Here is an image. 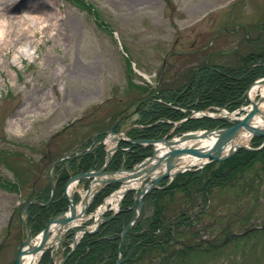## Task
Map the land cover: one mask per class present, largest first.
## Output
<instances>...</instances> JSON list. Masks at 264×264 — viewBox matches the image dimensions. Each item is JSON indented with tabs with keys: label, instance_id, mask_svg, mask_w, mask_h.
Instances as JSON below:
<instances>
[{
	"label": "rangeland",
	"instance_id": "rangeland-1",
	"mask_svg": "<svg viewBox=\"0 0 264 264\" xmlns=\"http://www.w3.org/2000/svg\"><path fill=\"white\" fill-rule=\"evenodd\" d=\"M12 1L9 9L0 11L12 23L8 44L0 49V152H5L0 154V264H14L25 238L20 208L33 189L47 184L54 159L73 149L81 151L85 145L80 144L98 128L111 127L140 104L137 114L123 121L126 141H121L116 153L122 154L121 162L111 167H125L124 156L132 161L142 155L127 166L132 170L151 156L149 146H140L145 143L138 144L140 137L134 134L150 126L139 123L140 112L158 95L163 97L168 89L185 85L187 89L192 72L199 66L236 70L253 54L264 55V0ZM30 11L41 17L59 15L57 26L54 28L49 18L43 27L32 29L25 40L22 29ZM25 41L29 46L22 45ZM263 77L254 78L243 95ZM247 104L242 100L235 110ZM166 105L175 109L171 103ZM176 109L185 114L183 117L200 111L218 113L217 109L235 111L217 106L195 110L190 105ZM218 122L215 128H231L238 123L228 119ZM262 144L263 137L253 138L248 150L240 148L230 156L235 157L232 163L220 166L228 157L177 173L163 199L165 229L159 230L166 233L171 228L173 236L159 243L163 248L152 243L149 258L136 264H168V259L171 264H264V158L253 159L242 168L244 159L236 157L240 151H259ZM88 146L103 153L102 161L95 154V162L84 170L83 157L75 165L69 163L60 169L56 173L59 178L102 166L107 151L91 143ZM9 151L20 155L7 154ZM221 176L230 180L227 185L217 186L215 178ZM181 183L188 191H180L184 188ZM88 185L81 183L80 189ZM114 186H107L110 189L103 199ZM56 196L53 208L31 221L32 229H42L53 214L63 211L64 205L56 209L61 201L57 192ZM102 201L88 210L83 225L86 229L94 224L92 216ZM157 211L158 200L151 199L145 216L150 218ZM73 237L74 233L65 232L60 248L46 251L41 264L94 261V251L93 258L80 252L88 234L76 247Z\"/></svg>",
	"mask_w": 264,
	"mask_h": 264
},
{
	"label": "bare ground",
	"instance_id": "bare-ground-1",
	"mask_svg": "<svg viewBox=\"0 0 264 264\" xmlns=\"http://www.w3.org/2000/svg\"><path fill=\"white\" fill-rule=\"evenodd\" d=\"M13 4L14 2L12 0H0V6H2V9L0 8V11L3 10L5 12ZM34 9L37 10V7H35ZM34 11L29 12L27 16V25L22 29L23 31H25V40L27 39L28 34L32 29L34 30L43 27L49 18L54 28L57 26V22L59 20V15L55 13H50L46 17H41ZM1 14L4 13H0V49L7 46L9 41L8 35L12 25L11 21H8L5 17L1 16ZM22 45L29 46V42L25 41ZM26 52L30 54L28 48L26 49ZM248 97L249 101L252 100L258 105V112L251 119L249 127L263 130L264 84H254L249 90ZM250 107L251 106H249L247 109H250ZM137 110L133 114H131L133 111L127 114L126 118L137 114ZM202 112L205 113L204 111H201L193 115L191 114L193 117L190 119H188V117L190 116L188 115L176 121L167 120L166 123L170 124V128L167 130V136L149 139L139 138L140 141H145L142 142L145 143V146L139 144V141L138 144L144 148H148L147 146H149L151 152L153 150L155 154L152 157L148 155L145 162L141 165H138L136 167L137 170L133 172L121 169L114 173H94L91 178L92 182L89 186V190L87 192H81L82 201L79 199L78 202H75V198L73 197L74 193L77 192V184L80 183L81 178L78 176L72 177L66 185L65 195L69 200L68 208L70 204H72L73 206L71 205L67 212L63 213L62 215L60 214L58 216V219H55L53 222H51L49 226V233L51 234V237L47 241L42 242L44 234L43 232H39L36 236L32 237V240L29 241L27 245L22 248L23 252L20 256L21 264H39L41 256L44 255L47 250L52 249L53 251H55L56 249L60 248L62 243L61 239H59V235L61 236L66 228H80L81 224L85 221L86 209L89 206L91 200L97 193L106 188L113 180L119 181L121 188L113 192V194L106 198L105 204L101 205L98 208L96 215L97 217H99V215L102 213L105 214L107 212V206L109 205H111L112 208H116L119 204L120 198L126 195V191L127 189H129L128 187L140 189L141 181L144 183V181L150 180L152 183H154L155 181L159 180L160 177H162L161 173L165 170L164 167H166V164L169 161H172L171 166L175 165V170L173 169V167L166 170L167 172L165 178L159 181L156 187L153 188V192L167 189L169 185L177 178V176L175 175L179 173L178 171L183 172L184 170H190L191 168L208 163L209 158H207V156L202 154H194L195 152L192 149L202 148L209 151H215L216 149H218L217 146L219 145L220 141H222L221 139L224 138L223 136L230 128H215L210 129V131L204 128L180 130V127L186 121H189L191 119H201V116L203 115ZM217 112L218 113L215 114H209L207 112L206 115H209L212 119H228L229 121H235V114L224 113L222 112V110ZM124 115H122L120 118H122ZM242 116L239 117L238 120H241ZM253 136L254 135H252L251 133H239L234 138L230 139V141L226 143L225 147L222 146L223 151L221 156L227 154L230 147H232L233 145L243 147L248 145V142L250 141V139H252ZM123 140L126 141V136L123 133H120V135H115L113 137H108L106 144L109 154L107 155L106 163L110 161L111 157L117 151L118 143ZM191 150L193 151V154L189 153V151ZM150 155H152V153ZM70 215L72 217L69 218ZM63 219L66 220L63 221ZM95 225L96 224L94 223L93 228L95 227ZM82 230L83 229L81 228V231L77 230L75 232L78 234V238L74 239L75 245L79 243L81 238H83L82 235L84 234V232Z\"/></svg>",
	"mask_w": 264,
	"mask_h": 264
},
{
	"label": "trees",
	"instance_id": "trees-1",
	"mask_svg": "<svg viewBox=\"0 0 264 264\" xmlns=\"http://www.w3.org/2000/svg\"><path fill=\"white\" fill-rule=\"evenodd\" d=\"M264 54V53H263ZM262 62L258 65H255L257 61ZM242 67L236 69V70H225L221 68L220 66H209V65H203L199 68L194 69V71L191 74V78L189 82L191 81L190 86L186 89V86H183L180 89L174 90L168 89V91L163 92L164 96L159 97V95L156 97V101L152 104H150L146 110H143L140 112L142 122L139 121V123L142 124H150V126L145 127L142 130H139L135 132L134 135L140 138H159L161 136H164L167 133V130L170 128V124H167V120L176 121L181 119L185 114L176 107H182L186 108L189 105L192 106L195 110H202L206 109L211 106H217V107H224L227 108L229 111H233L236 108L239 107V105L242 102V97L244 90L246 87L254 80V78L258 76H264V55H258L253 54L251 57L246 58L242 62ZM195 76V77H194ZM244 76V77H243ZM194 77V79H193ZM160 99V101H158ZM166 103H171L173 106H175V109L167 106ZM157 120H163L164 122H159L157 124H153L152 121ZM222 119H212L208 117H204L201 119H191L189 121H186L181 127L180 130H190V129H197V128H204V129H211L215 128L219 125L218 121H221ZM221 124V123H220ZM258 139V138H257ZM96 154V152H95ZM243 154V155H242ZM99 158V161L103 159V153L100 151L96 154ZM121 155L117 154L116 158L114 159V165L112 167H118L121 162ZM142 155L139 156L141 158ZM244 160L240 163L241 167L244 168L246 165L248 166L250 164V161L254 159L259 160L264 158V147L261 148L259 151H240L236 154V157ZM243 156V157H240ZM257 156V157H256ZM84 162L82 163L84 166L82 167L84 170L93 162L94 158V151L90 153H85L84 156ZM81 157V159L83 158ZM260 157V158H259ZM138 158V159H139ZM235 157H230L229 159L225 160L224 163L220 166H224L228 163H230L232 160H234ZM252 158V159H248ZM138 159H132L133 161H138ZM238 159V160H239ZM237 160V161H238ZM100 161V162H101ZM233 162V161H232ZM231 162V163H232ZM236 162V161H235ZM71 165H75V160L69 161ZM86 163H89L86 165ZM252 164V163H251ZM66 164L62 162L61 164L56 166V169L54 170V174L58 173L60 169H65ZM235 168V167H234ZM233 168V170H234ZM57 175V174H56ZM215 176H213L214 178ZM56 179V177H55ZM67 179V176L64 177V175H61L60 178L57 179V195L59 199L61 200L59 203V206L56 207V209H60L61 206H65V201H63V186ZM215 179H218L217 186H224L229 183L230 180H222L223 177H216ZM194 180V179H193ZM222 180V182H219ZM188 181V179H187ZM186 181V182H187ZM215 184V182L213 183ZM179 186H184L183 183H181ZM177 188V187H176ZM175 188V189H176ZM181 188V187H180ZM171 188H167L164 190L152 192L149 196V203L151 199L158 200V211L157 214L145 219V225L141 226L140 229L134 228L132 230L134 233L133 235L129 234L128 239H131V242L129 243L130 247L135 246L137 247L130 258L125 262V264H133L134 258L138 254V251L144 254H148L149 250H151L152 243H157L154 246H159V243L163 240V243L168 241V239H171V236L173 234L171 233V228L168 230V232H160L159 230L165 229V208L163 199L166 193H168L167 190ZM49 186H45L43 189L40 190L39 197L44 196V199H47L50 193ZM46 191V192H45ZM48 191V193H47ZM180 191L183 193L185 191H188L186 189V186L184 188H181ZM57 197V196H56ZM53 205L46 209L40 211V208L32 205L30 209L28 210L29 217L36 215L37 213H44L48 212V210L52 209ZM120 219L118 221V226L116 228L118 229V233L121 232L119 229L120 225ZM37 226L36 222L34 224ZM153 238H157L154 240ZM167 239V240H166ZM118 239H116L114 242H112V248H113V261L116 259V245H117ZM140 243V244H139ZM139 246V247H138ZM99 247V246H98ZM85 248L82 246L80 249L81 254L84 255ZM133 256V257H132Z\"/></svg>",
	"mask_w": 264,
	"mask_h": 264
},
{
	"label": "flooded vegetation",
	"instance_id": "flooded-vegetation-1",
	"mask_svg": "<svg viewBox=\"0 0 264 264\" xmlns=\"http://www.w3.org/2000/svg\"><path fill=\"white\" fill-rule=\"evenodd\" d=\"M131 150L132 149H130V151ZM125 159H126L125 164H123V161ZM123 161H122V164L125 167H127L131 162L129 160V158H127L126 156L123 158ZM109 169L116 170L118 168L112 169L111 167H109ZM109 189L110 188L106 187L101 192L97 193L93 198L92 204L95 205V204H97L96 202H98V201L101 202L103 199V196L108 194L107 191ZM130 197H131V199H128ZM132 197H133V194H128L124 197L122 204L120 206L121 209H120L119 213L115 214V216L113 218L106 220V221H102L98 225V227H96V225L94 228H93L94 225L90 226L89 229L91 231L89 233H91V234H88V238H85L86 239V245L84 247L85 252H84L83 257L91 254V256H89V257L93 258L92 251H94L96 253V256L94 258V261L92 260L86 264H121L122 262L125 263L126 259L127 260H129V259L133 260V258H130V256L132 255V253L134 252V250L137 247L131 246L130 248H128L129 249L128 254H126L125 248L127 249L128 242L127 241L125 242L123 240V243L121 244V246H119V244H120V233H118V229L116 228V226H118V220L120 218L122 220L120 221L119 229L122 231L123 227L129 223V221L134 217V215H136V212H137L136 208L138 206V202L134 201L132 199ZM143 201H144V205L140 211L139 217H138L137 221L135 222V224L129 229V232H131V233L133 232L131 229L138 227V225H140L145 220L146 207L149 206L148 195L144 198ZM111 215H112L111 213H108L105 216V218L110 217ZM109 228H110V230H109ZM116 239H118V242L116 245L117 249H116V253H115L116 259H115V261L112 262V260H113V248H112L111 243L114 242ZM130 250H132V252H130ZM118 252L121 254L122 261H120V262L117 261L118 260ZM149 254L150 253L142 255V253L140 251H138V254L134 258V263L136 264V263H139V261L144 260L145 258H149V256H148ZM52 259H53V257L51 258V260ZM41 261H42V259H41ZM41 261H40V264H41ZM57 262L58 261H56L55 263L57 264ZM58 264H61V262H58ZM62 264H69V263L68 262L65 263V261H63ZM147 264H150V263H147ZM168 264H171V259H168Z\"/></svg>",
	"mask_w": 264,
	"mask_h": 264
},
{
	"label": "water",
	"instance_id": "water-1",
	"mask_svg": "<svg viewBox=\"0 0 264 264\" xmlns=\"http://www.w3.org/2000/svg\"><path fill=\"white\" fill-rule=\"evenodd\" d=\"M254 84H257V85H261V84H264V77L263 78H261V79H259V80H257V81H254L250 86H249V88L247 89V91H246V94H245V96H246V98H247V100L249 99V97H248V93H249V90H250V88L254 85ZM147 99H145L144 101H146ZM249 101V100H248ZM249 103L251 104V108L249 109V111L243 116V118L241 119V120H239L238 121V123L236 124V125H234V126H232L227 132H226V134L222 137L223 139H221L222 141H220V143H219V145L217 146V148L218 149H216L215 151H213V150H211V151H209V150H205V149H192V150H194V154H202V155H205V156H207V158H209V162H211V161H221V160H224V159H226V158H228L230 155H232L236 150H238V149H240V148H244V149H249V148H247L246 146H238V145H233L232 147H230V149H229V152L227 153V154H225V155H223V156H221V154H222V151H223V149H222V146L223 147H225V145H226V143L228 142V141H230V139H232V138H234L236 135H238L239 133H251L252 135H257V136H261V137H264V129L263 130H258V129H256V128H250L249 127V124H250V122H251V119L253 118V116L258 112V105H257V103L256 102H254V101H249ZM139 106H140V104L136 107V109L131 113V114H133L138 108H139ZM194 114V113H193ZM192 114V115H193ZM202 116L201 117H207V116H209V115H206L205 113H203L202 112ZM192 115H190L189 117H188V119H190V118H192L193 116ZM127 116L126 115H124L122 118H120L114 125H112L111 127H109L104 133H108V134H113L115 131H116V129L122 124V122H123V120L126 118ZM210 117V116H209ZM219 118H222V117H219ZM210 131V130H209ZM164 140V139H163ZM139 142H145V141H139ZM149 142H152V141H149ZM224 143V144H223ZM189 151V153H192L193 154V151ZM176 153V152H175ZM155 154V152H153L152 151V155H151V157L153 156ZM146 160V159H145ZM145 161H143V162H141L140 164H137L132 170H129V171H136L137 169H136V167L138 166V165H141V164H143ZM208 162V163H209ZM171 163H172V161H169L167 164H166V167H164L165 168V170L161 173L162 174V177H160V179L159 180H157V181H155L154 183H152L150 180L149 181H144V183L141 181V183H140V189H137V188H130V187H128L129 189H127V191L126 192H128V191H137V190H139V192H138V198H140V201H139V206H141V203H142V201H141V199L143 198V196L147 193V191H150V190H152L153 188H155L156 187V185L159 183V181L160 180H162L163 178H165V175H166V170H168V169H171L172 167H173V169L175 170V165H173V166H171ZM205 164H207V163H205ZM205 164H203V165H201V166H199V167H202V166H204ZM171 166V167H170ZM103 169H105V166L102 168V169H100L99 171H97V172H92V171H89V172H87V173H82V174H79V175H75V176H78V177H80L81 179L82 178H92V176L94 175V173H114V172H106V171H103ZM178 172H180V171H178ZM75 176H73V177H75ZM71 179V178H70ZM69 179V180H70ZM69 180H68V182H69ZM67 182V183H68ZM150 182H151V184H150ZM67 183H66V185H67ZM110 183H120L119 181H117V180H113L112 182H110ZM66 185H65V188H64V195H65V192H66ZM89 190V188L87 189V191ZM86 191V192H87ZM65 199H66V201L69 203V200L66 198V195H65ZM82 201V200H81ZM120 204V203H119ZM72 204H70L69 205V208H70V206H71ZM73 206V205H72ZM63 214V213H62ZM61 214V215H62ZM58 216L59 215H57V216H54V217H52V218H50L49 220H48V222H47V224H46V226H45V228H44V230H43V234H44V237H43V240H42V242H45V241H47L48 239H49V226H50V224H51V222H53L55 219H58ZM70 217H72L71 215L69 216V218ZM64 218H68V217H64ZM66 219H63V221H65ZM71 220H73V219H71ZM70 220V221H71ZM126 230V229H125ZM124 230V231H125ZM83 231L84 232H87V230L86 229H83ZM76 231H74V233H75ZM235 236V235H234ZM234 236H232V237H234ZM30 238V235L28 234V239ZM28 242V241H27ZM27 242H24L23 244H22V246L24 245V244H26ZM22 246L20 247V249H19V251H18V254H17V257H16V261H15V264H21V260H20V256H21V254H22ZM41 248V247H40Z\"/></svg>",
	"mask_w": 264,
	"mask_h": 264
}]
</instances>
